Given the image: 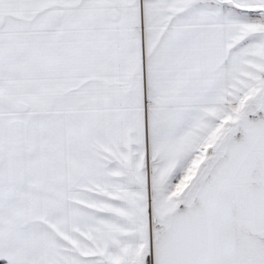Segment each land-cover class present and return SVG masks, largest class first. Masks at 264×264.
I'll return each instance as SVG.
<instances>
[{
  "label": "snow or ice",
  "instance_id": "6c2138e0",
  "mask_svg": "<svg viewBox=\"0 0 264 264\" xmlns=\"http://www.w3.org/2000/svg\"><path fill=\"white\" fill-rule=\"evenodd\" d=\"M0 264H264V0H0Z\"/></svg>",
  "mask_w": 264,
  "mask_h": 264
}]
</instances>
